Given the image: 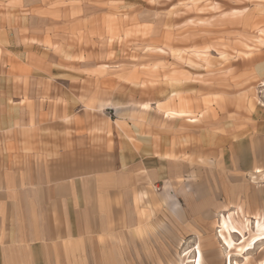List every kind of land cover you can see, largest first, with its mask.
<instances>
[{
	"label": "crops",
	"instance_id": "crops-1",
	"mask_svg": "<svg viewBox=\"0 0 264 264\" xmlns=\"http://www.w3.org/2000/svg\"><path fill=\"white\" fill-rule=\"evenodd\" d=\"M25 25L0 16V264H163L169 237L178 263L186 221L218 214L225 243L230 213L264 218L263 90L232 107L228 69L90 60L67 47L90 24ZM240 76L263 89L264 59Z\"/></svg>",
	"mask_w": 264,
	"mask_h": 264
},
{
	"label": "rangeland",
	"instance_id": "rangeland-1",
	"mask_svg": "<svg viewBox=\"0 0 264 264\" xmlns=\"http://www.w3.org/2000/svg\"><path fill=\"white\" fill-rule=\"evenodd\" d=\"M0 1L1 10L9 9L0 15L5 22L26 24L25 29L40 30L42 36L69 24H90L88 32L77 33L66 45L73 51L87 52L90 60L104 53L111 60L143 69H159L161 65L202 73L228 69V101L232 107L246 104L253 110L264 91L256 79L242 80L240 76L255 67L258 57L264 59V0ZM29 40L25 41L27 47L32 42ZM38 46L44 47L43 41ZM203 216L208 218L185 222L179 245L185 252L179 255L178 263L180 252L175 251L173 238H168L160 254L165 259L163 264H197L198 260L199 264H264V228L260 229L256 221L248 220L245 237L228 230L227 244L219 234V215ZM233 220L239 227L246 224V219L238 215ZM197 245L202 248L199 254L194 251Z\"/></svg>",
	"mask_w": 264,
	"mask_h": 264
},
{
	"label": "bare ground",
	"instance_id": "bare-ground-1",
	"mask_svg": "<svg viewBox=\"0 0 264 264\" xmlns=\"http://www.w3.org/2000/svg\"><path fill=\"white\" fill-rule=\"evenodd\" d=\"M264 93V92H263ZM239 214H240V211H239ZM236 216V215H235ZM247 216V215H246ZM242 217V215H241ZM258 216H256V223H257V226L260 228V229H263L264 228V223L262 222V218H260V216L257 218ZM236 218V217H235ZM243 218V217H242ZM225 219V218H224ZM223 221V220H222ZM222 223V222H221ZM224 227L228 230H234L236 233H240L243 237H245L244 235V231L247 229V226L246 224H242L240 225L241 227H239L237 225V223H235V221L233 220V215L230 213L229 216H228V222L224 221L223 224ZM223 231V230H222ZM224 232V231H223ZM229 240V239H228ZM225 243L228 244V242L230 241H227L226 239H224ZM251 242V241H250ZM200 251V250H199ZM226 251V250H225ZM227 254V253H226ZM200 261L198 260V263L199 264Z\"/></svg>",
	"mask_w": 264,
	"mask_h": 264
}]
</instances>
